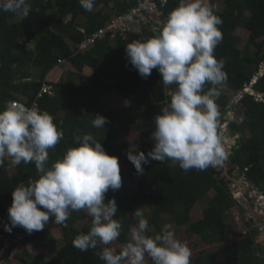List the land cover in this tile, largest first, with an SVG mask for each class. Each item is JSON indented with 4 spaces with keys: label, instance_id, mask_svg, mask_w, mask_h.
I'll return each instance as SVG.
<instances>
[{
    "label": "trees",
    "instance_id": "1",
    "mask_svg": "<svg viewBox=\"0 0 264 264\" xmlns=\"http://www.w3.org/2000/svg\"><path fill=\"white\" fill-rule=\"evenodd\" d=\"M112 2L114 7H109V0H95L89 12L80 6L79 0H29L31 11L27 18L0 11V110L9 101L17 100L28 107L36 102L39 109L54 118L64 137L49 150V166L69 148L78 146L74 141L78 130L92 133L110 156L131 164L135 187L105 194V202L114 198L118 205L114 219L122 223L117 240L120 244L128 242L130 229L137 225L133 213L142 208L149 220L147 235L160 233L168 216L172 223L186 227L189 239L199 238L208 245L197 256L191 255V264H217L219 259L221 264H264V245L251 230L226 237L232 231L227 213L239 203L223 166L185 172L171 161L161 163L149 158V163L143 165L144 173L138 174L129 161V151H143L147 156L154 148L155 117L170 102L175 85L165 88L157 69L147 79L141 78L126 56L128 43L147 40L159 31L151 26H146L141 33L131 30L123 35L119 33L115 39L99 40L85 51L73 49L86 37L78 30L79 26H84L87 34L93 33L113 15L127 12L137 0ZM178 4L179 0H169L165 7L167 14ZM210 6L223 20L218 26L223 40L214 52L218 60L226 61L224 71L228 75L216 100L220 115L228 111L231 100L225 87L243 93L236 107L242 109L244 118L230 122L227 130L229 137L239 136V141L224 161L231 167V175L238 170L264 196V74L253 83L264 66V0H212ZM239 28L250 33L243 49L240 48L242 39L237 35ZM30 43L33 48H29ZM59 59L69 60L77 71L65 69ZM59 66V72L49 77ZM85 68L93 70L92 76L84 72ZM44 82L52 85L53 93L39 96ZM251 85L254 93L244 92ZM115 95L144 106L141 119L134 124L142 134L138 146L124 140L125 134L118 128L117 112L104 106L105 99ZM97 114L107 118L105 128L92 127L91 119ZM37 178L34 163L12 165L5 161L0 166L1 221L10 224L8 209L13 202L14 188ZM202 199L208 200L207 207L195 216L192 211ZM86 218L92 222L86 210L72 212L67 226L58 225L64 240L59 248V240L45 228L55 221L54 217H50L42 231L28 233L23 227H14L9 233L0 228V248L8 246L6 258L19 244L47 250L35 256L27 248L16 253L22 264H105L97 255L104 246L84 252L73 247V239L91 228V223L78 227V222ZM0 264L8 261L0 257Z\"/></svg>",
    "mask_w": 264,
    "mask_h": 264
},
{
    "label": "clouds",
    "instance_id": "2",
    "mask_svg": "<svg viewBox=\"0 0 264 264\" xmlns=\"http://www.w3.org/2000/svg\"><path fill=\"white\" fill-rule=\"evenodd\" d=\"M79 4L90 12L95 0H79ZM109 7H114L112 0ZM0 11L27 18L31 6L29 0H0ZM222 23L209 0H179L156 34L127 44L126 56L141 78L147 79L157 69L165 88L175 85L170 102L155 117L154 148L147 156L138 150L127 154L138 174L144 173L143 165L149 163V158L161 163L171 161L185 172L204 171L227 159L223 138L217 131V120L226 113L220 115L216 100L228 75L224 71L226 61L214 55L223 40L218 27ZM133 24L127 32H136ZM80 27L84 26H79V31ZM119 33L107 38L115 39ZM28 46L34 47L31 43ZM107 122L99 114L91 119L96 129L105 128ZM230 122L234 121H224L227 130ZM63 137L54 118L35 103L28 107L9 101L0 110V166L3 158L9 157L12 165L34 163L38 173L37 179L14 188L8 209L10 224L4 225L5 231L11 233L14 227H23L28 233L42 231L50 217L57 225L67 226L72 212L86 210L92 217L91 228L72 241L81 252L104 246L97 255L105 264H146V255L151 264H191L190 248L167 226L155 236L147 235L149 220L142 208L133 213L137 225L130 229L128 242L119 252L110 247L120 237L122 223L114 219L118 212L116 200L105 202V194L122 187L119 160L110 156L92 133L78 130L74 135L78 146L69 148L49 166V150Z\"/></svg>",
    "mask_w": 264,
    "mask_h": 264
},
{
    "label": "rangeland",
    "instance_id": "3",
    "mask_svg": "<svg viewBox=\"0 0 264 264\" xmlns=\"http://www.w3.org/2000/svg\"><path fill=\"white\" fill-rule=\"evenodd\" d=\"M249 31L244 28H239L237 31V35L241 37L242 41L240 44V48L243 49L249 38ZM60 64L65 65V69H69L71 71H77L69 60H65ZM60 67V66H59ZM84 72L88 76H92L93 70L89 68H85ZM264 72V66L259 70L257 76H261ZM226 94L231 98L230 100V108L229 111L226 112L220 119L217 120V131L223 138V144L225 150L227 152V156L233 151V148L238 144L239 136L229 137L227 134V126L224 121H236L240 122L244 118L243 111L240 107H236L238 104V95L235 92L231 91L229 88H224ZM245 91H250L254 93L252 89V85L248 86L244 89ZM105 108H111L117 112V117L120 119L119 126L120 129L125 134L124 140L133 146H138L142 139V134L134 128L135 122L141 119L142 113L144 111V106L134 103L126 98L121 96H112L111 99H105L104 103ZM238 106V105H237ZM121 168V177H122V187L119 189L120 191H127L130 187H135V179L132 177V166L129 162L119 161ZM219 166H223L225 168L226 174L229 175L231 167L225 161ZM14 172V170L12 171ZM130 177L132 181L130 180ZM230 187L232 189V193L234 197L237 199L239 205L233 206V208L227 213L226 219L228 224L232 227V231L226 237H234L236 233L243 232L247 233L250 230H254L257 227H261L260 232H256L255 235L258 237L259 242L263 243L264 239L261 237L264 236V197L260 190L251 185L243 174H239L238 170L233 173L231 176ZM129 181V183H128ZM130 184V186H129ZM117 190V191H119ZM109 191H112L109 189ZM208 200L202 199L197 202L193 209V214L197 216L207 207ZM166 216L165 220L167 221L168 230L173 231L176 235V238L181 240L183 243H186L187 246L192 251V256L195 257L198 255L199 250L207 247L208 245L199 238H190L188 237V232L186 227H179L175 223H172L169 218ZM170 222V223H169ZM91 223L89 218L84 220H80L78 222V227L81 228L83 225ZM45 228L50 229L55 237L59 240L58 248L64 244V240L62 237V233L55 223V221ZM165 228V227H164ZM163 228V229H164ZM222 242V241H220ZM110 247L116 248V250H120L124 245L120 244L117 241H114ZM8 246H4L3 249H0V256L2 260L8 261V264H22L20 260L16 257V253L22 252L25 248L28 249L29 253L35 256L37 253H46L47 250L44 247L35 248L31 245L24 246L23 244H19L16 248L10 251L9 256L6 258L7 248ZM195 249V251H193ZM50 258V256H49ZM146 264H151L149 258L145 257ZM222 259H219L216 263L221 264Z\"/></svg>",
    "mask_w": 264,
    "mask_h": 264
},
{
    "label": "built area",
    "instance_id": "4",
    "mask_svg": "<svg viewBox=\"0 0 264 264\" xmlns=\"http://www.w3.org/2000/svg\"><path fill=\"white\" fill-rule=\"evenodd\" d=\"M168 2L169 0H137V2L127 12H121L115 15L110 19V21L106 23V25L94 31L93 33L87 34V29L85 27H80L79 29L81 33L86 35V37L80 44L76 45V50L85 51L90 48L91 45L97 43V41L105 39L109 36L114 37L118 32L123 35V33L131 29L132 24L135 22L142 25L144 28L146 26H151L156 30H160L168 17L165 9ZM209 2L211 5L212 1L209 0ZM65 60L66 59H59V63H62ZM46 93H53V87L48 82H44L42 84L39 96H43ZM235 94L239 96L237 99L239 101L243 93ZM15 101L19 102L17 100ZM35 104L37 105L36 102ZM3 159L4 162H10L9 157H4ZM4 225L5 223L0 220V228L2 230H4Z\"/></svg>",
    "mask_w": 264,
    "mask_h": 264
},
{
    "label": "crops",
    "instance_id": "5",
    "mask_svg": "<svg viewBox=\"0 0 264 264\" xmlns=\"http://www.w3.org/2000/svg\"><path fill=\"white\" fill-rule=\"evenodd\" d=\"M143 29H144V27H142V25H140V24H138L137 22H135L134 24H133V31H136V32H142L143 31ZM59 69H60V67L59 68H55L50 74H49V77H51L52 78V76H53V74L54 73H58L59 72ZM77 70V69H76Z\"/></svg>",
    "mask_w": 264,
    "mask_h": 264
},
{
    "label": "flooded vegetation",
    "instance_id": "6",
    "mask_svg": "<svg viewBox=\"0 0 264 264\" xmlns=\"http://www.w3.org/2000/svg\"><path fill=\"white\" fill-rule=\"evenodd\" d=\"M264 228V227H263ZM262 229H261V227H257L256 229H254V230H251L253 233H256V232H260ZM249 232V231H248ZM247 232V233H248ZM261 237H262V235H261ZM264 237V236H263ZM259 241V240H258Z\"/></svg>",
    "mask_w": 264,
    "mask_h": 264
},
{
    "label": "water",
    "instance_id": "7",
    "mask_svg": "<svg viewBox=\"0 0 264 264\" xmlns=\"http://www.w3.org/2000/svg\"><path fill=\"white\" fill-rule=\"evenodd\" d=\"M257 80H258V78H257L256 80H254V82H253V83L257 82ZM262 238L264 239V237H263V236H262Z\"/></svg>",
    "mask_w": 264,
    "mask_h": 264
}]
</instances>
